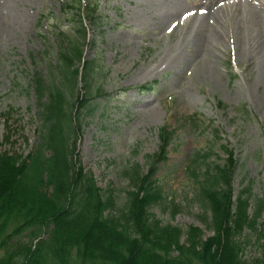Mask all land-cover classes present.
Returning <instances> with one entry per match:
<instances>
[{"label": "rangeland", "instance_id": "rangeland-1", "mask_svg": "<svg viewBox=\"0 0 264 264\" xmlns=\"http://www.w3.org/2000/svg\"><path fill=\"white\" fill-rule=\"evenodd\" d=\"M249 1H242L241 13L248 11ZM92 2L99 5L100 22L90 24L85 18L88 31L83 49L87 61L94 59L97 49L104 53L100 65L104 68L106 78L109 77L104 92L156 80L159 83L152 95L153 103L145 110L136 106L135 102L127 109L124 106L128 103L126 97L94 102V112L86 118L84 129L79 134L73 162L77 164V169L81 167L84 174L94 180L103 196L111 198L110 209L104 213L105 218L113 217L123 224L127 217L125 204L134 198L132 215L140 219L143 234L152 232L161 237L159 229L181 230L170 231L179 236L177 241L171 238L175 245L171 257L175 259L179 256L177 248L188 246L189 231L195 232L196 243L210 242L221 233L216 231L213 214L196 202L198 187L188 177V160L204 144L189 131L187 118L194 116L202 123L209 133L208 138L214 137V130H218V140L212 150L215 155L208 164L223 172L229 184L227 193L236 197L248 183L253 182L252 194L260 197L264 195L263 70L260 74L250 69L247 75L250 87L247 94L242 86V69L240 76H237L240 81L229 82L226 75L228 54L220 60L213 56L211 45L206 41L209 35L206 30L198 35H190V31L196 29L194 21H191L188 23L187 35L178 30L166 33L171 20L185 11L197 10L199 0ZM77 8L70 0H65V5L59 0H0V157L26 160L39 145L40 106L35 92L28 88V78L37 72L44 77L49 76L47 71L50 70V63L55 66L59 50L58 40L55 41L53 36L63 39L58 34L67 33L66 30L73 23V16H84ZM203 20L209 22L207 18ZM43 22V30H38L37 26L41 28ZM233 24L234 19H231L222 29H229ZM243 29L239 27L234 32L235 37ZM43 35H48V38L44 39ZM95 40L98 46L90 50L89 46ZM251 40L254 44V36ZM141 41H147L149 46H142ZM252 42H244V53L248 48L253 49ZM255 56L258 57L257 54ZM212 57L214 59L210 62ZM244 64L242 62L241 65ZM202 65H207V70H210V75L207 73L203 80ZM188 71L192 72L190 76L187 75ZM230 87L234 89L235 98ZM161 90L169 96L168 102L164 100V95L162 98L158 93ZM137 97L135 94V99ZM247 97L259 118L253 114L249 117L242 114L243 105L249 100ZM81 100H78L79 107ZM164 126H167L165 135L159 131ZM165 140L169 141L168 147L165 154L160 155ZM225 144L230 145L239 159L231 184L228 179L229 167L223 165L227 158L222 150ZM259 155L262 160L258 159ZM128 164H137L144 178L152 176L153 182H157L162 191L157 201L143 202L144 188L124 179L122 172ZM151 166H155V170L152 171ZM1 176L0 198L5 190ZM46 190L51 195L52 189ZM18 201L23 203L21 199ZM263 222L264 207L263 218L256 226L258 234L247 231L242 238L245 242V262L260 264L263 261L260 251V246L261 250L264 248ZM124 223L128 224L127 221ZM129 224H133L132 220ZM10 227L11 232L13 226ZM26 235L23 233L21 238ZM159 237L157 241L161 243ZM47 239V235L40 238ZM94 239L98 241L92 247L101 249L107 245V238L102 241L95 236ZM23 242V247L28 246V238ZM12 245L16 246V241H12ZM200 249L198 246V251ZM103 263L109 264L97 260L84 261L74 253L72 264Z\"/></svg>", "mask_w": 264, "mask_h": 264}, {"label": "trees", "instance_id": "trees-1", "mask_svg": "<svg viewBox=\"0 0 264 264\" xmlns=\"http://www.w3.org/2000/svg\"><path fill=\"white\" fill-rule=\"evenodd\" d=\"M73 92L70 89L71 95ZM49 96L41 107L39 145L32 156L26 160L0 157V176L5 185L0 198V264H72L74 253L84 261L109 264H243V250L235 239L241 237L244 227L253 225L246 218L249 196L245 200H242L244 195L239 196L236 212L232 213L229 194L223 189L226 179L222 171L214 176L213 169L201 164L193 173L198 184L196 202L213 214L216 231L221 233L210 242L196 243L195 232L189 231L188 246L178 247L179 256L173 259L175 245L171 238L177 241L179 236L170 231L181 230L159 229L161 237L152 232L143 234L140 219L132 215L134 198L125 204L127 225L116 218L104 217L111 198L103 196L94 180L73 162L76 129L73 115L68 111V97L56 88L49 91ZM203 168L208 172L200 173ZM124 175L144 188L143 202H155L161 197L157 182H153L152 176L144 178L139 168L134 167ZM47 188L52 189L51 195ZM230 214L237 215L232 218ZM10 226H13L11 232ZM23 233L27 235L21 238ZM42 235L48 239L40 240ZM95 236L102 241L107 238V245L101 249L92 247L98 241ZM25 238L28 246L23 247ZM12 241L17 245H12ZM261 256L260 264H264V248Z\"/></svg>", "mask_w": 264, "mask_h": 264}, {"label": "bare ground", "instance_id": "bare-ground-1", "mask_svg": "<svg viewBox=\"0 0 264 264\" xmlns=\"http://www.w3.org/2000/svg\"><path fill=\"white\" fill-rule=\"evenodd\" d=\"M199 27H202V25H201V23L199 24ZM237 27H240V26H237ZM215 35V34H214ZM211 42H213V41H211ZM261 53H262V57H263V68H264V48L263 47H261ZM201 68H203L202 70H203V76H205V78H206V75H207V73L210 75V72L207 70L208 69V66L206 65H202V67ZM200 79H201V77H200Z\"/></svg>", "mask_w": 264, "mask_h": 264}]
</instances>
